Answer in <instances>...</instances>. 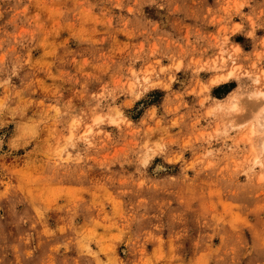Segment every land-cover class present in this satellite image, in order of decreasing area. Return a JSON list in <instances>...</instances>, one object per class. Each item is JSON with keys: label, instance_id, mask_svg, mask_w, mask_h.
<instances>
[{"label": "rangeland", "instance_id": "374dc122", "mask_svg": "<svg viewBox=\"0 0 264 264\" xmlns=\"http://www.w3.org/2000/svg\"><path fill=\"white\" fill-rule=\"evenodd\" d=\"M263 71L264 0H0V264H264Z\"/></svg>", "mask_w": 264, "mask_h": 264}, {"label": "bare ground", "instance_id": "6f19581e", "mask_svg": "<svg viewBox=\"0 0 264 264\" xmlns=\"http://www.w3.org/2000/svg\"><path fill=\"white\" fill-rule=\"evenodd\" d=\"M233 70L234 69H231L227 74L217 76L216 78L213 79V81H220V80H223V79H229L231 77L232 73H233ZM262 76H264V74ZM254 79H255V81H259L260 80V76L255 75ZM250 95L252 97H254V98H259L260 96H264V91L263 90L254 89L253 91L250 92ZM232 107L233 108H237L236 102H233ZM257 124H258L259 129L262 131L260 145H261L262 149L264 150V108H262V111H260V114H259L258 120H257Z\"/></svg>", "mask_w": 264, "mask_h": 264}]
</instances>
